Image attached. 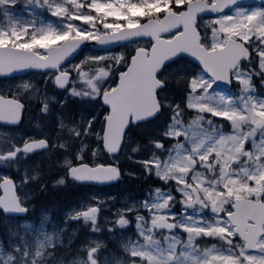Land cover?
<instances>
[{
    "label": "rangeland",
    "instance_id": "rangeland-1",
    "mask_svg": "<svg viewBox=\"0 0 264 264\" xmlns=\"http://www.w3.org/2000/svg\"><path fill=\"white\" fill-rule=\"evenodd\" d=\"M192 1L0 0V47L42 56L66 40L159 20ZM200 29L207 49L228 38L260 47L264 8L208 19ZM141 47L146 45L86 50L63 69L72 75L64 91L51 75L0 82L1 97L29 108L21 130L0 127V183L12 178L28 210L25 218L0 214V264H264V237L250 254L224 218L235 198L264 200V49L254 72L257 88L245 68L233 75L229 94L190 67L171 69L172 93L161 94L162 117L129 136L113 159L120 184L90 190L75 204V192L57 191L71 185V166L87 159L92 166L105 163L99 98ZM37 138L49 148L27 158L21 149ZM54 181L56 190L49 191L64 198L57 195L61 201L52 211L40 197ZM159 218L171 221L173 231L154 229Z\"/></svg>",
    "mask_w": 264,
    "mask_h": 264
},
{
    "label": "water",
    "instance_id": "water-1",
    "mask_svg": "<svg viewBox=\"0 0 264 264\" xmlns=\"http://www.w3.org/2000/svg\"><path fill=\"white\" fill-rule=\"evenodd\" d=\"M261 3L264 0H217L208 6L197 0L190 3L186 11L168 14L160 22L148 20L133 28L102 35L96 40L65 41L59 47L45 49V58L29 51L0 47V80L30 72L59 73L61 67L72 62L87 47L94 51H109L131 42L151 40L154 44L150 52L137 50L127 71L118 76V86L101 98L102 105L108 109L109 114L105 120L102 147L107 156H116L122 148L130 125L147 123L161 113L156 93L164 85L156 80V76L167 64L181 57L187 58L212 77L217 85L225 90L230 88V72L248 54L235 41H228L224 49L206 52L200 46V36L196 31L197 19L225 13L236 6ZM180 30L182 32L172 39H164ZM5 53H16L18 57L15 60L6 59L3 56ZM69 79L70 75L60 74L56 79L57 86L66 89ZM23 111L24 106L21 103L0 97V125L18 127L22 122ZM46 148L44 141L31 142L24 147V151L33 154ZM69 174L78 185H113L119 178L118 171L112 166L91 168L81 165L72 169ZM0 190L3 194L0 198V211L6 216L24 217L27 212L19 205L13 182H3ZM231 209L232 213L227 218L234 226L238 239L246 244L247 250L257 251L256 244L262 235L264 223V203L237 199ZM155 225L163 230L172 229V225L167 224L164 219L158 220Z\"/></svg>",
    "mask_w": 264,
    "mask_h": 264
},
{
    "label": "trees",
    "instance_id": "trees-1",
    "mask_svg": "<svg viewBox=\"0 0 264 264\" xmlns=\"http://www.w3.org/2000/svg\"><path fill=\"white\" fill-rule=\"evenodd\" d=\"M157 15H160V14H157ZM178 66H187V67H188L189 64H188L187 62H185V61H179V62H177L176 64H174V65L172 66V68H178ZM165 78H166V84H167V87H166L165 91L171 93V85H172L173 80H172L171 77L169 76L168 70H166V72H165ZM25 121H26V119H25ZM145 127H147V126H140V127H138L137 129H131V131H130V133H129V136H131L132 138L135 137L136 134H137V132H139V131L142 132V130H143ZM54 185H55V183L53 182V183H52L51 185H49V186H50V187H51V186L54 187ZM49 186H48V187H49ZM50 187H49V188H50ZM152 187L156 188V187H158V185H157L156 183H154ZM49 188L46 189V192L49 191ZM73 188H74V190H75V191H73V192H75V196H74L73 199L71 200V201H72L71 203H74L75 201L81 199V198L83 197L84 192H85L84 187H80V186H77V185H73ZM59 191H64V189H60ZM58 194H60V193L51 194V196L48 198V200H45V201L43 202V203H46V204H47V205L45 206L46 208H51V209L53 210L52 206L55 207V206H58V205H59V204H56V203H58V202L61 201L60 197L57 196ZM60 195H61V194H60ZM61 197L64 198L63 195H61Z\"/></svg>",
    "mask_w": 264,
    "mask_h": 264
},
{
    "label": "flooded vegetation",
    "instance_id": "flooded-vegetation-1",
    "mask_svg": "<svg viewBox=\"0 0 264 264\" xmlns=\"http://www.w3.org/2000/svg\"><path fill=\"white\" fill-rule=\"evenodd\" d=\"M254 8H256V7H245V8H239V9H241V10H245V9H254ZM264 42H261V44H260V46L261 47H264V45H262ZM247 47V46H246ZM248 48V50H249V52L251 53V62H254L255 60H258L259 59V57H258V55H259V52H260V48L259 47H256V48H252V47H250V46H248L247 47ZM243 67V66H242ZM233 87H234V81L232 80V89H233ZM47 187V186H46ZM45 187V188H46ZM48 192H51V191H48ZM47 192V193H48ZM51 194H52V192L51 193H49V194H47V197H50L51 196ZM54 194V193H53Z\"/></svg>",
    "mask_w": 264,
    "mask_h": 264
},
{
    "label": "snow or ice",
    "instance_id": "snow-or-ice-1",
    "mask_svg": "<svg viewBox=\"0 0 264 264\" xmlns=\"http://www.w3.org/2000/svg\"><path fill=\"white\" fill-rule=\"evenodd\" d=\"M3 56L6 59L15 60L18 57V54H16V53H5V54H3ZM15 122H18V121H15Z\"/></svg>",
    "mask_w": 264,
    "mask_h": 264
},
{
    "label": "bare ground",
    "instance_id": "bare-ground-1",
    "mask_svg": "<svg viewBox=\"0 0 264 264\" xmlns=\"http://www.w3.org/2000/svg\"><path fill=\"white\" fill-rule=\"evenodd\" d=\"M50 185H51V184H50ZM48 186H49V185H47V189L49 188ZM49 189H50V188H49ZM52 190H55V189H52ZM41 193H42L43 196L40 197V198H41V202L43 203V202L46 200V198L44 197V194L47 193V192H46V189L42 190ZM43 205L46 206L47 204H46V203H43ZM3 238H4V237H3Z\"/></svg>",
    "mask_w": 264,
    "mask_h": 264
}]
</instances>
